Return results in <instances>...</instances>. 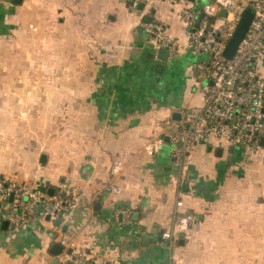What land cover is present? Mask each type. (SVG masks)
I'll list each match as a JSON object with an SVG mask.
<instances>
[{
  "label": "crops",
  "instance_id": "1",
  "mask_svg": "<svg viewBox=\"0 0 264 264\" xmlns=\"http://www.w3.org/2000/svg\"><path fill=\"white\" fill-rule=\"evenodd\" d=\"M179 10L165 0H0V61L15 67L2 95L34 100L0 109V177L68 201L60 218L13 231L11 199H0V264H66L80 251L92 264H264V146L251 157L240 146H194L186 189L167 139L152 156L143 150L166 119L203 102L204 56L182 48ZM147 22L178 45L165 60ZM188 189L179 211L194 217L195 231L185 240L171 219ZM168 231L171 248L160 237Z\"/></svg>",
  "mask_w": 264,
  "mask_h": 264
},
{
  "label": "built area",
  "instance_id": "2",
  "mask_svg": "<svg viewBox=\"0 0 264 264\" xmlns=\"http://www.w3.org/2000/svg\"><path fill=\"white\" fill-rule=\"evenodd\" d=\"M165 1L172 7L180 6L178 13L186 33L182 48L203 55L205 61L202 105L192 108L178 120L166 119L160 135L143 147L145 154L152 156L163 146L164 139L171 143V157L179 169L176 184L180 188L188 184L181 173L196 145L240 146L245 157L260 151L259 140L264 137V77L259 74L257 59L264 53V0H202L198 9H193L187 0ZM245 7L253 10V18L234 55L226 59L223 51ZM221 10L225 11L224 16L220 15ZM200 15L202 18L198 21ZM142 26L157 50L167 49L169 54L177 50V43L168 37L162 24L147 22ZM122 166L120 162L111 166L112 178L120 173ZM109 190L117 193L119 187L112 184ZM190 193L189 189L178 192L179 199L175 201L171 219L174 231L183 239L189 237L194 226V217L179 211L181 197ZM8 198L13 207L5 216L13 231L25 227L30 219L38 216L60 218L68 207V201L60 192L49 197L38 189L0 177V199ZM160 237L168 248L176 243L173 231L163 232ZM60 243L66 245L65 241ZM66 257L70 264H92L83 251L70 252ZM170 264H177L174 258Z\"/></svg>",
  "mask_w": 264,
  "mask_h": 264
},
{
  "label": "water",
  "instance_id": "3",
  "mask_svg": "<svg viewBox=\"0 0 264 264\" xmlns=\"http://www.w3.org/2000/svg\"><path fill=\"white\" fill-rule=\"evenodd\" d=\"M133 4L135 6H137L138 9H141V4L134 3ZM220 15L224 16L225 15V11L221 10L220 11ZM202 18V16H199L198 21ZM253 18V10L250 7H245L244 9L241 10L240 14H239V18L238 21L236 23V26L234 28V31L230 37V39L228 40L225 49L223 51V56L226 59H231L232 56L234 55L237 46L239 45V43L241 42V40L243 39L244 35L246 34L248 27L251 23V20ZM197 26V24H196ZM160 55L162 56V59L165 60L168 56V50L167 49H161L160 50ZM172 117H175V113L172 114ZM259 145L261 147L264 146V137H261L259 140ZM209 148V147H208ZM217 153H220V149H217ZM184 188H187V185L184 186ZM37 210H39V207H37ZM46 218H49L48 216ZM59 220H55L56 224H59ZM56 250L54 251L55 254H57V251H61V247L58 245H55L54 247ZM66 264H70V263H66Z\"/></svg>",
  "mask_w": 264,
  "mask_h": 264
},
{
  "label": "rangeland",
  "instance_id": "4",
  "mask_svg": "<svg viewBox=\"0 0 264 264\" xmlns=\"http://www.w3.org/2000/svg\"><path fill=\"white\" fill-rule=\"evenodd\" d=\"M262 58H261V55L258 57L257 64H259L261 62ZM14 68L15 67H9L6 69V67H4L0 61V109H26V108L29 109V107L31 105H33L34 100H32L31 103H28L26 101V99H22L19 97L18 91H16V92L12 91L10 93V97H7V98H5L2 95L3 90H5V88H6V83L3 82V79H4V77L7 78L9 75L14 74ZM7 91H8V89H7ZM6 93H8V92H6ZM201 104H202V99L200 100V105ZM30 109H33V107H31ZM194 231H195V226H193L191 233L187 239H189L191 237V235ZM187 239H185V240H187ZM262 261L264 262V258H262Z\"/></svg>",
  "mask_w": 264,
  "mask_h": 264
}]
</instances>
